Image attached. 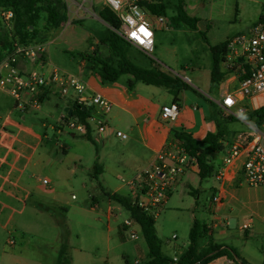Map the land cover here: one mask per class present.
I'll return each mask as SVG.
<instances>
[{
  "label": "rangeland",
  "instance_id": "374dc122",
  "mask_svg": "<svg viewBox=\"0 0 264 264\" xmlns=\"http://www.w3.org/2000/svg\"><path fill=\"white\" fill-rule=\"evenodd\" d=\"M60 1L65 17L60 25L50 23L48 13L42 11L35 28L36 39H53L48 48L49 62L80 75L94 92H104L115 97L107 87L122 86L131 90L128 82L132 77L130 74H121L117 81L104 83L92 71L96 60L110 59L114 65L118 61L107 40L113 29L101 18L97 10L98 0ZM147 1L162 2L166 16L171 18L179 0ZM184 1L190 8L189 13L199 19L196 27L182 22L169 28H157L155 48L151 53L132 44L125 46V52L137 65L159 68L187 83L179 92L181 97L186 95L188 101L182 100V104L178 102L183 108L177 126L202 137L196 141L203 148L205 135L210 131L215 132L218 122L221 125L225 122L220 110L211 101L218 97V87L211 83V47L227 41L239 32L247 31L255 22L264 20V0ZM63 4L65 6L62 7ZM0 33L9 38L1 26ZM186 76L190 81L185 79ZM141 85L146 87L147 84L142 82ZM154 86L153 93L144 88L139 91L140 95H150L149 102L153 105L168 102L172 98L173 93L168 88ZM258 101L262 103L264 98ZM57 102L59 105H56ZM253 105H257V100ZM134 106L138 107V101ZM12 107L13 99L0 92V118ZM64 107V101L51 97L39 110L21 112L14 108L11 113L16 122L43 136L29 170L39 177H51L53 182L52 187L36 185L37 190L27 201L28 208L24 214L16 213L14 219L5 226L7 215L0 217V264H53V246L61 240L69 245L71 264H136L137 260L138 264L148 263L151 258L143 235L132 240L122 229L109 230L107 226L106 192L116 190L122 183L120 178L132 174L121 163L123 143L130 138L120 140L113 134L102 142L97 137L88 139L79 133L73 135L74 131L62 119ZM118 111L120 109L115 106L107 117L109 125L131 136L133 132L129 122H124ZM226 125L229 129L241 127L238 119L226 122ZM158 126L168 127L169 123L159 122ZM26 139L32 141L30 137ZM26 151L29 152L28 149ZM223 155V151L213 152L208 156V162L216 168ZM102 161L106 168L102 174L95 176L94 166L102 165ZM188 177L191 179L190 184L186 180L188 178L178 183L155 218L161 250L170 257L175 251L180 252L187 247L194 218L200 221L209 218L206 209L209 206L212 177L201 180L193 172H189ZM120 192H125V189L121 188ZM73 194L76 195L74 198ZM89 195L99 200L96 210L91 208L93 205ZM237 196L238 199L230 204L233 209L228 218V234L221 235L220 239L232 244L250 264H264V185L244 184ZM31 206L40 209L37 217L29 214ZM249 217L254 219L253 227L247 231L239 229V225ZM25 224L31 227L23 229V237L21 230ZM8 238L16 243L11 246L7 243ZM224 259L217 258L216 264H223Z\"/></svg>",
  "mask_w": 264,
  "mask_h": 264
},
{
  "label": "built area",
  "instance_id": "2783aa9c",
  "mask_svg": "<svg viewBox=\"0 0 264 264\" xmlns=\"http://www.w3.org/2000/svg\"><path fill=\"white\" fill-rule=\"evenodd\" d=\"M144 2L145 0H98V8H108L114 13L119 25L111 28L121 38L142 51L151 53L155 48V30L169 28L174 24L166 15L150 11ZM15 17L13 7L0 6V26L9 36L8 46L0 53V91L14 101V107L0 125V147L15 152L19 151V144H23L20 135L24 130L20 129L18 123L12 124L10 121L13 119L11 113L14 108L21 112L39 110L51 97L64 101L65 107L72 108L70 115L64 109L62 119L74 134L88 135L94 132L103 138L113 134L120 140L130 138L127 132L108 123L107 117L112 111L113 102L99 92L89 93V88L80 75L49 62L47 54L52 38L21 40L15 33ZM220 66L224 77L218 87L219 97L212 99L224 111L225 116L239 118L256 131L254 135L247 131L225 133L221 139L224 155L221 166L215 172L216 190L209 197L212 214L210 225L229 229L230 222L222 214L228 183L234 181L240 172L244 183L250 186L264 183V142L261 140L264 134L260 130L264 127V121L256 125V118L249 117L254 110L252 100L264 98V20L255 22L247 31L239 32L226 41ZM185 79L190 81L187 76ZM263 103L264 101H257V105L262 106ZM75 107L89 108L90 111L81 119L74 114ZM180 110L181 105L176 101L162 104L160 117L166 122H172L178 117ZM200 170L197 155L186 148L183 140L170 136L148 166L135 171L131 177L123 178V181L128 187L127 196L132 204L155 219L168 202L180 178L188 171L199 173ZM41 181L46 185L51 182L47 177H43ZM92 205L91 207H96V203L92 202ZM3 206H6L5 202ZM106 215L109 222L119 226L130 239L137 240L143 235L142 228L131 211L118 200L108 198ZM249 227V223L239 226L243 230ZM173 237L176 238V235ZM13 242L10 239V243ZM184 250L182 248L180 252L175 251L173 260L177 261ZM224 258L223 264H246L239 257ZM138 263L137 260L136 264Z\"/></svg>",
  "mask_w": 264,
  "mask_h": 264
},
{
  "label": "trees",
  "instance_id": "16d2710c",
  "mask_svg": "<svg viewBox=\"0 0 264 264\" xmlns=\"http://www.w3.org/2000/svg\"><path fill=\"white\" fill-rule=\"evenodd\" d=\"M144 4L147 8L158 14L166 15L165 5L162 2H154L145 0ZM0 6L13 7L15 10V33L23 40H34L37 37L36 25L42 11L48 13V21L54 26H59L64 20V13L61 11L60 0H0ZM65 6L64 4L62 7ZM101 18L111 27H118L119 20L114 13L104 8L99 11ZM171 20L174 25L185 23L190 27H196L198 18L191 15L187 10V4L184 0H179L176 4V11ZM107 36L109 47L114 56L117 57V64L114 65L111 60H96L92 66V71L97 73L104 83L114 82L119 79L121 74L127 73L132 75L129 79V87L132 88L136 82H143L157 86H165L173 93L175 101H178V95L181 89L187 86L178 76L169 74L159 68H145L131 61L125 52V46L130 44L121 38L115 31ZM37 40H42L38 39ZM44 40V39H43ZM9 40L6 34L0 33V53L8 46ZM226 41L212 46L213 64L211 69V83L219 87L224 77L221 70L220 62L222 60ZM110 58V57H109ZM211 100V99H210ZM212 103L218 109L220 106L212 99ZM221 114L223 110L219 109ZM90 109L84 107H75L74 114L84 119ZM234 117L223 115L225 120H233ZM250 118H256V125H260L264 121V105L254 109L250 113ZM227 132L224 125L220 122L217 124L215 132H208L204 138L207 146L200 148L197 141L190 133L185 131L172 130L171 136H175L184 141L186 148L193 154L197 155L200 162L201 170L199 176L201 179L208 177L213 172V165L208 162V156L216 151H222L223 145L221 139ZM87 138L90 135H86ZM98 172V171H97ZM106 195L112 199L118 200L124 204L132 213V216L140 224L143 236L148 245L150 261L146 264H210L219 257H239L237 250L232 245H223L211 241L207 246L200 247V238L207 231L205 224L199 219L194 218L193 225L189 233V243L177 261L167 256L161 250V244L156 235L155 219L142 211L140 208L132 204L130 198L118 192H106ZM58 250V258L56 264H70L69 245L61 240Z\"/></svg>",
  "mask_w": 264,
  "mask_h": 264
},
{
  "label": "crops",
  "instance_id": "0c3cea01",
  "mask_svg": "<svg viewBox=\"0 0 264 264\" xmlns=\"http://www.w3.org/2000/svg\"><path fill=\"white\" fill-rule=\"evenodd\" d=\"M188 8L189 7L187 6V10ZM97 10L100 11L99 8ZM141 83L142 82L140 81L136 82L135 85L131 88V90L125 89L122 86L118 88L107 87V90L113 91V93L115 94V97L107 93H104V92L102 93L99 92L113 102V108L110 114L113 112L114 107L117 106V108L120 109V111H118V114L119 113L121 114L120 118L123 119L124 122H129V128L133 132L132 135L130 136V139H128V141H125L123 143L122 158H121L122 159L121 163H123L126 167L130 169L128 170V168H126L130 173H132L131 176L135 173V171L145 168L155 159L158 151L164 146V144L167 142V140L171 136L172 130L187 132L186 130L179 128L177 126L178 117L180 113L178 117L172 122H166L162 120L160 117L161 105L175 101L174 95L168 102L164 101V102L159 103L158 105L157 104L153 105L149 102V99H150L149 97L151 96L149 95L147 97L145 96L143 97L142 95H140L139 91L141 89L146 88L145 89L146 91L150 90L151 91L150 93H153L155 91L154 89L155 86L152 84H147L146 87H143ZM88 92L94 93V91L90 89L88 90ZM218 93H219V89H218ZM182 100L188 101L187 96L184 95L181 97V95H178L177 102L182 104ZM46 101H49V99ZM136 101H138V107L134 106ZM254 101L255 100H252V109H256L261 106V105H257V106L253 105ZM56 105H59V103L57 102ZM182 108L183 107L181 105V110ZM6 115L0 118V121H1L0 123H2ZM222 115H225L224 111L222 112ZM236 119H238L239 122L241 123V127L237 129H229L226 125V122H229L231 120L224 119L225 120L224 126L227 129L226 133L235 134L238 131H247L251 133L252 135L256 134V131L249 124H247L246 122H244L243 120L239 118H233V120H236ZM10 121L12 124L18 123L16 122L14 118L10 119ZM159 122L169 123V126L159 127L158 126ZM18 124H19L20 129L24 130L20 135V139L22 140L23 144L20 143L19 146L17 147L19 151L14 152V151L6 150L0 147V217L7 215L4 226L6 225L8 221H11L14 219L16 213L18 214L25 213L26 209L28 208L27 201L30 199L31 196L35 194V190H37L36 185L44 184L41 181L43 177H39L38 175L34 174L33 172L29 170L30 165L32 164L31 162H32L34 153L37 150L38 146L41 144L43 140V136L40 133L35 132L34 130L26 128L20 123ZM8 127L15 129V127H12V126H8ZM209 129H210V126H209ZM260 130L264 134V127H262ZM187 133H190L195 140L202 139V137L198 136L196 132H187ZM73 135L75 134L73 133ZM89 135L90 137L88 139H93L94 137H97L102 142L110 138V137L103 138V137L97 136L96 133L94 132L90 133ZM82 136L86 137V135H82ZM26 137H30L32 141H28ZM261 140L262 142H264V137ZM206 146H207V143L205 142V145H203L202 147L204 148ZM199 147H200V144H199ZM27 149L29 150V152L26 151ZM3 161H5V163H2ZM101 163L102 165L97 164L96 166H94L95 176L98 174H102L106 168L105 162L102 161ZM221 164H222V159L218 167L213 168V172L211 173V175H209V177H212L213 179V181L210 184L211 193H213L216 190L215 186L217 185V180L215 178V172L221 166ZM189 172L191 171H188L180 178L179 183L185 180L186 178H188L186 180L190 184L191 179L190 177H188ZM193 174L199 175V173H195V172H193ZM44 177L49 178L51 182L47 186L52 187V182H53L52 178L49 176H44ZM123 178H127V177H121L120 180L122 181V183L117 187L116 190H113L110 192H118V193L125 194V195L128 194L129 190H128L127 185L124 183ZM244 184L246 183H244L243 181V174L241 172L238 173L234 181L228 183L227 191L225 193V204L222 208V214L224 217H227V218L230 217L232 213V209H233V207L230 206L231 201H234V200L236 201L238 199L237 192ZM262 185H264V183ZM121 188H124L125 192H120ZM89 197L91 198V202L96 203V207H91V208L96 210L98 207V203H99L98 198L94 195H89ZM108 198L109 197L107 196V199ZM54 199L56 200V196H54ZM4 202L6 206H3ZM19 204L21 205L19 206ZM206 210L209 215V218L203 219L201 220V222L205 224L207 231L204 233V235H202V237L199 240L200 247L207 246L211 241L218 243V244H223V245H232V244L227 243L226 242L227 240L220 239L221 235L228 234V232H226L227 231L226 229H224L221 226L212 227L210 225L211 218H212L210 204ZM227 210H229V212H226ZM39 212H40V209L37 208L36 206L29 207L30 215L37 217L39 215ZM253 222H254L253 217H249L242 223V224L244 223L250 224V227L245 229V231L250 230L253 227ZM107 226L109 230L112 228L121 229L119 226L112 225L109 222V219H108ZM24 227H27V228H24ZM29 227L31 226L30 225L28 226L26 224L23 226L21 230L23 237H25V232L23 229H30ZM219 227L222 229H219ZM7 243L13 246L16 243V241L14 240L13 243H10V238H8ZM60 244H61L60 242H57L56 245L53 246L54 253H55L53 264H56L57 262L58 250L60 248ZM237 252L239 254V258H241L246 264H250V262L245 257H243V255H241V253L238 250ZM20 258L21 260H26V258H23V257H20ZM216 260L212 261L211 264H216Z\"/></svg>",
  "mask_w": 264,
  "mask_h": 264
},
{
  "label": "water",
  "instance_id": "95a60500",
  "mask_svg": "<svg viewBox=\"0 0 264 264\" xmlns=\"http://www.w3.org/2000/svg\"><path fill=\"white\" fill-rule=\"evenodd\" d=\"M64 109H65V111L68 112V115H70L72 113V108L65 107Z\"/></svg>",
  "mask_w": 264,
  "mask_h": 264
}]
</instances>
